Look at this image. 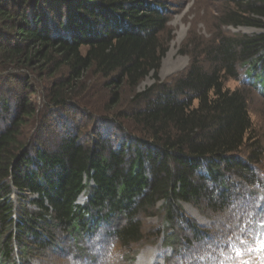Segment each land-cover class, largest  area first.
Segmentation results:
<instances>
[{
  "label": "trees",
  "instance_id": "trees-1",
  "mask_svg": "<svg viewBox=\"0 0 264 264\" xmlns=\"http://www.w3.org/2000/svg\"><path fill=\"white\" fill-rule=\"evenodd\" d=\"M225 1L217 30L202 48L210 67L196 58L203 54L202 43L193 38L196 57L172 82L162 83L158 71L172 36L161 0H0V73L7 74L0 78V94L11 82L21 85L13 112L5 98L0 105V264L28 261L32 242L39 249L53 244L56 227L92 235L101 220L118 214L125 219L113 233L126 248L145 239L146 216L160 215L156 237L163 232L165 242L175 241L174 223L180 219L198 234L193 220L183 219L181 202L198 205L206 194L209 206L226 205L225 172L244 181L255 178L260 188L254 199L264 207V172L254 169L262 146L249 111L251 91L264 96V0ZM221 25L260 31L223 34ZM25 70L49 79L44 106L52 110L42 109L45 118L74 108L70 102L88 87L90 71L110 78L114 89L107 109L96 112L76 103L83 107L80 122L90 120L94 131L82 133L72 124L50 147L40 144L41 132L35 130L42 125L36 119L41 107L32 100L36 89ZM148 75L155 82L135 91ZM230 79L238 85L228 86ZM124 85L136 105L129 112L109 113ZM96 124L123 129L132 140L123 133L114 146L95 131ZM211 183L215 188L207 191ZM13 189L34 193L35 208L15 203ZM81 193L82 203L77 201ZM261 215L240 219H249L247 226L257 230L258 238L240 240L237 235L247 226L223 241L213 235L209 245L194 250L195 262L189 263L228 264L250 244H260ZM27 235L30 243L23 239ZM110 244L83 250L69 264H104L108 256L97 255L103 248L109 252Z\"/></svg>",
  "mask_w": 264,
  "mask_h": 264
},
{
  "label": "rangeland",
  "instance_id": "rangeland-1",
  "mask_svg": "<svg viewBox=\"0 0 264 264\" xmlns=\"http://www.w3.org/2000/svg\"><path fill=\"white\" fill-rule=\"evenodd\" d=\"M161 2L165 6L163 13L168 17L167 26L171 30L172 37L168 41V49L161 60L158 76L160 82L170 83L176 76L187 69L191 57L193 55L196 57L191 39H199L200 43H202L201 47H199V51H201L200 53L204 52L202 48L207 43H210L211 38L216 32L218 20L224 14L225 4H227V2L225 0H161ZM220 28L223 34H225V32H245L252 34L260 31L259 28L248 25H221ZM10 37H12V35H10ZM189 41L190 43L188 44ZM196 58L199 59V63L205 68L208 69V67H210L211 62L205 59L204 53L198 54ZM27 71L25 70V72ZM240 72H242V70ZM27 73L31 76L33 87L36 89V92L31 95L32 100L39 108L41 107L36 119H39L38 122L42 123V125L37 126V121L35 119L30 133L37 126L35 131L41 132L42 141H40V144L43 143L48 147H50L51 143H56L62 132L72 124L77 127L80 126L79 129L82 130V133H92V131H94V125L90 120H86L87 122H80V120H82L80 111H82L83 107H87L90 110L92 109V111L94 109L96 112H98V110L102 112L103 109H107L106 106L110 104V99L113 96L114 87L109 86L111 83L110 78H105L90 71L87 82L88 87L85 88L83 94L74 97V101L70 102L73 103L74 108L68 106L65 110H56L55 113H50V116L47 115L45 118V114L41 111H43L42 109H48L47 106H44L47 101V98L44 96V86L48 84L49 79L47 77H40L33 72L28 71ZM6 76L7 74L0 73V78H6ZM56 77H59V75L57 74ZM154 82L153 77L148 75L141 80L135 91L143 90ZM227 85L235 87L238 85V81L230 79L227 81ZM7 86L3 88L0 94V105L5 98L11 106V112H13L21 85L20 83L11 82V84ZM118 92L120 94V99L115 104V108L109 111V113H114L122 109L129 112L130 108L136 105L132 98L133 92H131L129 87L124 85ZM249 97V111L254 126V135L258 137L262 146L261 160L254 164V169L255 172H264V96L254 89L251 91ZM76 103H81L80 105L83 107L78 106ZM77 106L79 108H75ZM50 110L47 111L51 112ZM1 117L2 108L0 106V125L2 124ZM41 127L43 128L42 130ZM95 131H99L104 138L110 137L109 139L113 142L114 146H117L119 141L124 138L123 133L126 135L125 137L128 136L131 140L133 137L131 134L125 133V131L122 133L123 129L110 127V125L96 124ZM199 173L201 172H196L195 176L199 175ZM224 180L225 186H227L229 190V197L226 205L224 204L217 208L209 206V200L206 194L200 198V203L198 205L193 204L191 201L181 202L184 211L183 219L193 220L200 230L198 234L192 229L187 228L184 221L180 219L174 223V231H176L175 241L169 242L167 240V242H165L163 232L156 237V229L159 225H162L159 221L160 215L146 216L143 218V229L146 231L145 239L139 244H134L126 248L120 245L113 233L125 219L124 216L118 214L112 216L109 220H101L96 227L95 233L92 235L86 234L85 232L82 234V231L72 233L64 232V230L58 227L54 228L52 238L53 244L39 249L38 244H36L38 242H32L34 251L27 259L28 261L19 258L18 264H69L73 255L81 254L83 250L88 252L92 251V249L97 246H108L109 243H111L109 247L110 251L106 252L105 248H103L99 250L97 255L98 259L101 254L102 257L105 255L108 256L104 264H137L138 260L147 261L149 259L151 260V264L194 263L195 261L192 260L195 256L194 250L197 249V247L209 245L208 243L213 235L217 236L216 240L223 241L228 234H231V231L233 232L235 230L236 232L240 230L241 227L248 225V218L246 221L240 220L244 214L251 216L264 213V207L262 208L261 206L262 204H257L256 198L254 199L257 189L260 188L255 178L253 181H244L242 177L234 172H225ZM208 186L207 191L214 190L215 188L212 183ZM219 190L220 188L218 187V191ZM34 196V193H23V191L13 189L10 198L18 205L25 204L30 208H35V205L30 200ZM84 199L85 194L81 193L77 201L82 203ZM215 199L218 200L216 196ZM13 216L15 220H18L17 214ZM261 218L264 219V214L261 215ZM253 228L252 225L247 226L237 235L238 237L242 236L240 240L243 243L247 241L246 235H251L256 238L259 237L257 230ZM23 239L27 243L31 242V237L29 235L24 236ZM258 244L259 240L255 242V244H250L252 247L243 249L241 255L231 260L228 264H264V249L261 248V241L260 244ZM256 246L257 248H255ZM250 248L251 250H249ZM199 252L204 253L203 249H200Z\"/></svg>",
  "mask_w": 264,
  "mask_h": 264
},
{
  "label": "clouds",
  "instance_id": "clouds-1",
  "mask_svg": "<svg viewBox=\"0 0 264 264\" xmlns=\"http://www.w3.org/2000/svg\"><path fill=\"white\" fill-rule=\"evenodd\" d=\"M137 264H151V260H147V261H144V260H138L137 261Z\"/></svg>",
  "mask_w": 264,
  "mask_h": 264
},
{
  "label": "snow or ice",
  "instance_id": "snow-or-ice-1",
  "mask_svg": "<svg viewBox=\"0 0 264 264\" xmlns=\"http://www.w3.org/2000/svg\"><path fill=\"white\" fill-rule=\"evenodd\" d=\"M262 223H264V221H262ZM261 248L264 249V240L261 241ZM249 250H251V248ZM221 264H222V262H221Z\"/></svg>",
  "mask_w": 264,
  "mask_h": 264
}]
</instances>
